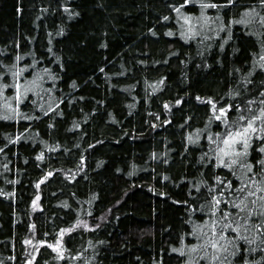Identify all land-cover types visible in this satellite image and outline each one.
Listing matches in <instances>:
<instances>
[{
    "label": "trees",
    "instance_id": "1",
    "mask_svg": "<svg viewBox=\"0 0 264 264\" xmlns=\"http://www.w3.org/2000/svg\"><path fill=\"white\" fill-rule=\"evenodd\" d=\"M180 3L0 0V73L18 63L33 65L28 79L43 77L18 107L4 106L15 89L0 94V264H184L173 249L195 242L190 216L206 218L189 212L193 185L206 192L201 181L216 174L237 182L200 160L207 135L223 128L209 126L208 98L257 108L264 71H251L257 38L242 25L223 50L225 32L183 40L170 7ZM252 6L260 10L237 0L219 11L228 23Z\"/></svg>",
    "mask_w": 264,
    "mask_h": 264
},
{
    "label": "snow or ice",
    "instance_id": "2",
    "mask_svg": "<svg viewBox=\"0 0 264 264\" xmlns=\"http://www.w3.org/2000/svg\"><path fill=\"white\" fill-rule=\"evenodd\" d=\"M236 3L237 0H224V3H216L214 0H183V3L170 7L177 14V22L180 23L181 29L179 35L185 41L203 36V39L198 41L203 44L204 40L213 38L209 33L220 37V33L225 32L226 38L220 37L223 39V43L220 44L223 50L224 45L233 39L231 26L233 24L244 26L250 35L257 38L258 51L252 52L251 71L257 68L264 71V31H251L252 25L264 29V0H258L259 11L255 6L245 8L239 19L233 17L225 23L224 16L219 10L234 6ZM189 4L198 5L199 13L185 10ZM210 9H216L217 14L210 15ZM65 11L68 12L69 9L65 7ZM74 15L79 13L69 12V18ZM163 19L167 21L170 17L164 16ZM174 34L171 30L166 33L168 36ZM234 51L239 49L236 48ZM15 60L19 62L22 57L17 55ZM35 63L34 61L33 64ZM32 67L33 65L20 66L13 63L6 65L7 71L0 73V79H6L9 74L13 78L12 84L0 83V94L10 87L15 89L13 97L5 98L6 108H12L10 100H15L18 107L19 103L27 98V94L38 86L37 82L43 79L36 76L30 80L24 75ZM44 71L50 72L48 69ZM49 78L58 77L49 74ZM261 95L264 96V92ZM207 102L212 111L209 126L219 121L217 127L222 124L223 128L219 132L207 135L208 151L203 153L200 160L205 165L212 164L215 168L227 169L237 182L227 176L221 177L216 174L213 177L215 183L201 181L207 188L206 192H200V187L193 185L200 193V197H194L198 206L190 205L189 212L192 215L198 212L206 214V218L202 215L200 219L195 220L190 216L188 222L191 224V230L186 235L191 236L195 242L173 251L187 257L184 264H264V100L259 102L257 108L251 107L256 103L255 100L247 101V105L225 103L219 107V101H214L211 97ZM231 111L236 113L234 119L229 117ZM2 118L11 117L5 115ZM200 131L197 130L195 139L191 135L188 136L189 143L199 142ZM188 194L193 195L191 191ZM201 199L203 203H200ZM183 203L189 202L185 200ZM258 250L260 259H249Z\"/></svg>",
    "mask_w": 264,
    "mask_h": 264
},
{
    "label": "rangeland",
    "instance_id": "3",
    "mask_svg": "<svg viewBox=\"0 0 264 264\" xmlns=\"http://www.w3.org/2000/svg\"><path fill=\"white\" fill-rule=\"evenodd\" d=\"M59 246V245H58ZM55 248L57 247L56 245L54 246Z\"/></svg>",
    "mask_w": 264,
    "mask_h": 264
}]
</instances>
